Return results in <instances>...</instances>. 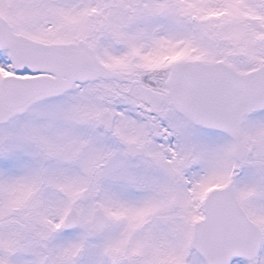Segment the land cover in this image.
I'll return each instance as SVG.
<instances>
[{
	"label": "snow or ice",
	"instance_id": "6c2138e0",
	"mask_svg": "<svg viewBox=\"0 0 264 264\" xmlns=\"http://www.w3.org/2000/svg\"><path fill=\"white\" fill-rule=\"evenodd\" d=\"M0 264H264V0H0Z\"/></svg>",
	"mask_w": 264,
	"mask_h": 264
}]
</instances>
